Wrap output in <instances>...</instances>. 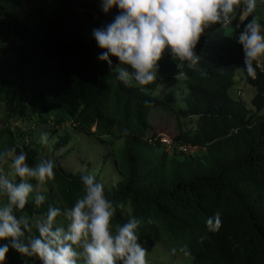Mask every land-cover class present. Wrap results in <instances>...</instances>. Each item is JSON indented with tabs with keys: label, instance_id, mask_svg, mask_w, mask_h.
Here are the masks:
<instances>
[{
	"label": "trees",
	"instance_id": "trees-1",
	"mask_svg": "<svg viewBox=\"0 0 264 264\" xmlns=\"http://www.w3.org/2000/svg\"><path fill=\"white\" fill-rule=\"evenodd\" d=\"M118 14L117 8L105 13L102 0H0V151L16 147L30 165L41 156L56 162L55 179L41 189L45 202L37 206L30 198L17 215L44 216L49 206L63 211L83 194L85 174L62 169L57 162L62 154L53 155L73 132L108 145V139L121 137L124 164L111 149L104 156L111 157L109 168L119 177L105 187L108 198L123 205L114 225L143 218L139 242L186 235L191 254L206 264H264V116L256 114L264 105V64L256 79L243 72L253 87L252 113L227 95L233 69L245 68L239 31L232 22L228 34L207 32L195 49L205 75L170 54L159 62L163 72L187 73V80L175 81L186 87L184 108L175 110L138 85L125 86L118 69L99 59L93 29ZM101 19L107 23L101 25ZM153 108H164L175 120L178 131L170 146L145 136ZM12 117L25 127V143L11 131ZM37 125L50 128L47 146L38 144ZM178 144L189 149L179 152ZM191 148L198 153L190 154ZM140 152L146 161L138 160ZM217 210L222 226L211 232L205 222ZM5 241L6 264H36L35 257L22 256Z\"/></svg>",
	"mask_w": 264,
	"mask_h": 264
},
{
	"label": "clouds",
	"instance_id": "clouds-1",
	"mask_svg": "<svg viewBox=\"0 0 264 264\" xmlns=\"http://www.w3.org/2000/svg\"><path fill=\"white\" fill-rule=\"evenodd\" d=\"M261 4L264 0H102L105 13L117 8L119 14L107 26L93 29L92 34L102 50L99 59L110 67V57L119 61L120 82L128 87L135 82L147 88L156 83L159 62L165 54H170L181 66L187 64L188 69L205 75L195 51L201 37L214 26L227 29L233 22L234 29L239 31L245 65L244 70L236 65L241 69L237 70L242 72L243 80V72L256 79L257 68L263 71L264 64V25L255 15ZM173 79L187 80L188 76L181 70ZM244 83L253 92L252 85L245 80ZM245 108L254 112L252 107ZM39 142L47 145L49 134L42 133ZM171 144L172 140L167 145ZM175 149L185 152L189 147L178 144ZM55 169L56 162L44 156L30 165L27 154L17 153L16 147L0 151V198L4 201L0 203V241L10 240L11 248L22 256L35 257L40 264H149V252L139 242L138 234L145 220L131 217L122 225H114L117 208L123 205L108 198L104 184L97 182L93 174L81 176L83 194L71 208L62 211L49 206L44 216L17 215L30 198L37 206L45 202L41 189L55 179ZM59 217H63V224ZM146 222L153 223L151 219ZM205 223L209 231H218L222 226L220 211ZM185 239L173 244L177 243L174 245L184 257H190L187 264H206L191 254ZM176 247L168 250L176 254ZM8 250V244L0 245V264H5Z\"/></svg>",
	"mask_w": 264,
	"mask_h": 264
},
{
	"label": "rangeland",
	"instance_id": "rangeland-1",
	"mask_svg": "<svg viewBox=\"0 0 264 264\" xmlns=\"http://www.w3.org/2000/svg\"><path fill=\"white\" fill-rule=\"evenodd\" d=\"M26 8L31 11V6L27 5ZM255 15L260 20L262 25H264V4H261ZM251 18V17H250ZM101 25H105L107 20L101 19ZM239 23V20H236V24ZM214 26L213 28L209 29L208 32H213L217 35H224L228 34L231 28V23L228 25V28L225 29L219 25ZM217 30V31H216ZM112 64L119 69L121 67L119 61L112 60ZM240 69L239 66L235 67L231 78V86L227 89V95L232 97L233 99L241 100L247 108H251L250 104V97L252 96L251 88L244 83L242 72L238 71ZM241 70V69H240ZM178 72H163L159 70L157 81L155 84L148 86L147 88H142L144 90L150 91L153 96H158L159 99L169 105H171L175 110L179 108H184L185 101L184 96L186 93V87L183 85L181 86L180 82H175L176 80L173 79L174 75ZM135 84V82H133ZM137 85V84H135ZM139 86V85H138ZM141 88V86H139ZM258 115L264 116V105L258 111ZM7 123L10 125L12 132H17V138L19 142H26L28 141L27 135L24 133L26 129L23 127L22 124L19 123L18 119L9 118ZM184 126L188 127V123L182 122ZM191 124V123H190ZM28 127V126H27ZM38 133L42 132H49L50 128H45L44 126H35ZM47 127H50L47 125ZM29 128V127H28ZM177 126L175 124V120L171 113H169L164 108H153L151 109L148 115V128L146 129L145 136H150L157 138L159 141L168 144L171 141L172 136L177 133ZM93 130V126L91 127ZM72 138L66 145L60 147L55 153L53 154L54 157L61 155V157L57 158V162L61 166L62 169L70 172H78L83 174H93L97 177V180L104 184L106 188L114 185L116 180L119 179L117 173L110 169L111 164V157H104L105 154L110 151L113 152L115 160L118 163L124 164V156L122 154L123 150V140L121 137H112L108 139L109 146L105 144H101L96 141L92 136H86L82 133L73 132ZM3 136L0 137V143L2 141ZM33 138V136H32ZM53 139L56 138V135H53ZM36 141V140H34ZM37 142V141H36ZM40 142H38L39 144ZM48 145V144H47ZM44 145V146H47ZM48 149H44L45 152H48ZM195 149H190V154L193 153ZM195 152L198 153V150ZM201 153V150H200ZM199 153V154H200ZM50 156V155H48ZM146 155L142 152L139 153L138 160L139 161H146ZM54 159V158H53ZM105 159V162L103 161ZM103 161V162H102ZM143 165L149 166L151 161L149 162H141ZM35 184V183H34ZM1 202V201H0ZM186 236L183 238L181 236H174L169 235L162 237L159 241L155 242H140L143 247L147 249L149 252L148 261L149 264H187L190 261V257H184L182 253L179 252V249L173 244L175 240H184ZM7 244L5 240L0 241V245ZM173 247L177 248L176 254H172L171 249ZM168 248H171L168 250ZM6 264V260H5ZM36 264H40L37 260Z\"/></svg>",
	"mask_w": 264,
	"mask_h": 264
}]
</instances>
